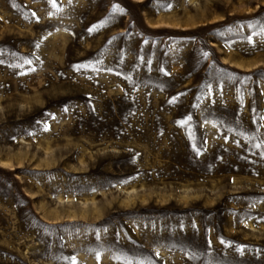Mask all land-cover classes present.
Returning <instances> with one entry per match:
<instances>
[{"label": "rangeland", "instance_id": "obj_1", "mask_svg": "<svg viewBox=\"0 0 264 264\" xmlns=\"http://www.w3.org/2000/svg\"><path fill=\"white\" fill-rule=\"evenodd\" d=\"M0 264H264V0H0Z\"/></svg>", "mask_w": 264, "mask_h": 264}]
</instances>
